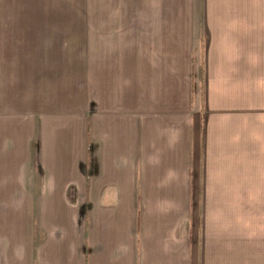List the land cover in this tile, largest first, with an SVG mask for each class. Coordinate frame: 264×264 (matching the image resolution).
I'll list each match as a JSON object with an SVG mask.
<instances>
[{
	"label": "crops",
	"instance_id": "obj_1",
	"mask_svg": "<svg viewBox=\"0 0 264 264\" xmlns=\"http://www.w3.org/2000/svg\"><path fill=\"white\" fill-rule=\"evenodd\" d=\"M242 1L202 0L203 54L159 18L101 72L33 73L0 136V264H264V3Z\"/></svg>",
	"mask_w": 264,
	"mask_h": 264
},
{
	"label": "rangeland",
	"instance_id": "obj_2",
	"mask_svg": "<svg viewBox=\"0 0 264 264\" xmlns=\"http://www.w3.org/2000/svg\"><path fill=\"white\" fill-rule=\"evenodd\" d=\"M169 2L175 10H168ZM201 4L202 0H0V136L7 123L15 134L23 131L26 85L39 70L38 76L51 80L52 71L58 69L47 67V62L56 51L63 59L60 82L72 80V75L78 80L86 74L87 62L97 73L116 53L141 52L147 46L143 43L149 44V37L161 31L162 18L173 21L181 39L189 37L195 54H203L207 33L198 11ZM182 8L186 11H178ZM3 112L13 117L3 118Z\"/></svg>",
	"mask_w": 264,
	"mask_h": 264
}]
</instances>
